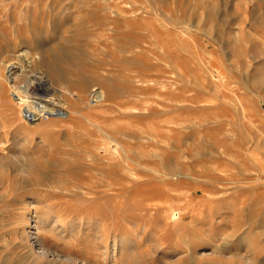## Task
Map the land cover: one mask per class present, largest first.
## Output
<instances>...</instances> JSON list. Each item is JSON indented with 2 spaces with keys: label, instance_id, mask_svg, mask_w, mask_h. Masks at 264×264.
I'll return each mask as SVG.
<instances>
[{
  "label": "rangeland",
  "instance_id": "374dc122",
  "mask_svg": "<svg viewBox=\"0 0 264 264\" xmlns=\"http://www.w3.org/2000/svg\"><path fill=\"white\" fill-rule=\"evenodd\" d=\"M0 264H264V0H0Z\"/></svg>",
  "mask_w": 264,
  "mask_h": 264
},
{
  "label": "bare ground",
  "instance_id": "6f19581e",
  "mask_svg": "<svg viewBox=\"0 0 264 264\" xmlns=\"http://www.w3.org/2000/svg\"><path fill=\"white\" fill-rule=\"evenodd\" d=\"M25 74L26 73H24L21 86L19 85L17 88L15 86H12V89L16 92V96H17V99H15L14 103L20 108V112L22 115H24V117L28 118L30 122L34 123L37 120L46 119L47 116L51 115L53 112L57 110L59 111L61 110V112L66 111V105L65 103H63L61 98L59 101H57L58 99H56V102H58L57 104H54V102H52L53 99L50 100L51 102L46 101V99H48V94H49V87H50L49 84L51 83L49 80L45 81L44 77L41 78L35 75L36 73L35 74L29 73L26 75ZM10 83L11 82H9V84ZM52 104H54L55 106L57 105L58 107L51 108ZM63 119L65 120V118L63 117L62 120L61 119L60 120L64 122ZM24 120L26 121V119ZM175 216L177 217L178 214H176Z\"/></svg>",
  "mask_w": 264,
  "mask_h": 264
}]
</instances>
